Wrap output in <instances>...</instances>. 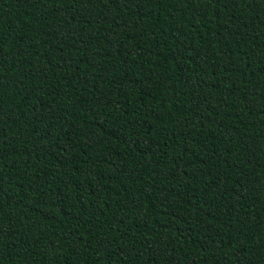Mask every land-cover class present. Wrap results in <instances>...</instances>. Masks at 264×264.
Masks as SVG:
<instances>
[{"label": "trees", "instance_id": "1", "mask_svg": "<svg viewBox=\"0 0 264 264\" xmlns=\"http://www.w3.org/2000/svg\"><path fill=\"white\" fill-rule=\"evenodd\" d=\"M0 264H264V0H0Z\"/></svg>", "mask_w": 264, "mask_h": 264}]
</instances>
